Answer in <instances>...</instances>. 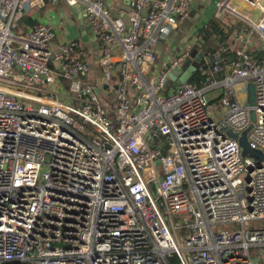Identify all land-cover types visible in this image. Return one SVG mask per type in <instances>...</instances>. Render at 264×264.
I'll return each mask as SVG.
<instances>
[{"label":"built area","instance_id":"built-area-1","mask_svg":"<svg viewBox=\"0 0 264 264\" xmlns=\"http://www.w3.org/2000/svg\"><path fill=\"white\" fill-rule=\"evenodd\" d=\"M65 1L93 54L57 41L53 10L20 31L58 0H0V264H255L252 250L264 264V228H246L264 220V161L227 135L253 123L249 146L264 154V56L235 53L216 105L212 84L169 78L193 61L164 42L194 0ZM237 2L260 12L246 19L264 42V0L218 2L216 15ZM248 81L255 104L243 106ZM223 224L236 229L214 231Z\"/></svg>","mask_w":264,"mask_h":264},{"label":"crops","instance_id":"crops-1","mask_svg":"<svg viewBox=\"0 0 264 264\" xmlns=\"http://www.w3.org/2000/svg\"><path fill=\"white\" fill-rule=\"evenodd\" d=\"M114 1L119 2L120 0ZM220 1L222 0H214V3L217 4ZM210 2L211 0H194L193 9L191 10L189 18L180 24L169 39L172 44L181 41L187 42L189 39H195L193 42L200 40L203 49L198 52H203L204 55L209 54V57L206 60L207 74L201 73L205 75V79L203 78L200 81L192 83L199 88L212 84V89L208 91L207 95L211 102L217 105L219 98L221 96L223 97L226 90L224 87L216 86V83H221L224 78L231 75V63L236 59L235 53L242 50L260 59L264 56V42L261 41L252 25L247 21V17L255 19V16L246 6L237 2L236 4H233V7L238 13L231 12L235 16L230 15L231 13L217 16L216 10L213 9L214 6ZM58 6L59 3L56 6H52L48 3L44 8L34 9L30 14L23 18L20 31H26L30 26L37 22L38 18L44 16L46 11L53 10V12L62 14L64 17V28L59 33V39L72 40L81 38L83 43H87L83 41L80 21L77 19L79 22V26L77 27L78 35L75 34V37H73L72 32L68 29V25L65 22L68 15L62 8H54ZM212 10L213 13L211 14ZM237 16L239 19L236 18ZM204 29H206V32L200 33V31ZM199 36H201V39H198ZM205 48H207V51ZM193 77L195 76L193 75ZM240 84L242 86L239 88H244L245 92L243 90L239 91V102L240 100H245L247 101V104H249L248 87L252 84V81L241 82Z\"/></svg>","mask_w":264,"mask_h":264},{"label":"rangeland","instance_id":"rangeland-1","mask_svg":"<svg viewBox=\"0 0 264 264\" xmlns=\"http://www.w3.org/2000/svg\"><path fill=\"white\" fill-rule=\"evenodd\" d=\"M58 1H59V6L58 7H54V8H57V9L62 8L65 11V13H67L68 16H67L65 22L68 25L67 26L68 29L72 32V36L75 37V34L78 35L77 27L79 26V22H78L77 18H75L72 15L70 7L66 4L65 0H58ZM223 1H225V0H222L220 2H223ZM210 3L214 6L213 9L217 11V6L214 3V0H211ZM192 9H193V3H192ZM212 13H213V10L211 11V14ZM230 15L235 16L232 13ZM236 18L239 19L238 16ZM202 32L203 33L206 32V29L200 31V33H202ZM170 36H169V38H170ZM169 38L164 42L165 45H166V52L175 53V52L181 51L182 49H184V50L191 49L192 50L193 62H194V60L196 58V55L199 53L198 51L203 49V46L200 44V40L199 41L197 40V42H193L195 39H189V40H187V42H184V41L182 42L181 41L179 43L172 44V43H170V39ZM198 39H201V36H199ZM58 40H59V38H58ZM81 48L82 49L87 48L89 50V53L93 54V47H92V45L90 43H82L81 44ZM87 49H86V52H87ZM205 50L207 51V48H205ZM120 53H121V51L118 50L117 54H120ZM158 59H159L158 64H161L162 61H163L162 51L159 52V58ZM156 67H158V66H156ZM201 67H202V64L197 66V72L194 74V76H196L199 73L198 71H199V69ZM95 74H96V68L94 67V65L90 64V79H89V83H91V84L94 83L96 86H99L100 88H102V83L99 82L95 78ZM171 85L174 86V85H178V84L174 83V84H171ZM240 102H241V105H243V106H245L247 104V101H245V100H240ZM113 105L115 106L116 103L113 102ZM95 136L97 138H99L98 135H95ZM106 147L108 149L112 148L110 144H107ZM246 158L252 160L253 162L260 163V161L257 160L253 155H247ZM159 169L161 170V168H159ZM246 228L247 229H253V230L264 228V220L253 221ZM213 229H214L215 232H220V231L233 230V229H236V228L231 226V225H228V224H223V225H214ZM252 258L254 259L255 264H262V254H261L260 251L252 250Z\"/></svg>","mask_w":264,"mask_h":264},{"label":"water","instance_id":"water-1","mask_svg":"<svg viewBox=\"0 0 264 264\" xmlns=\"http://www.w3.org/2000/svg\"><path fill=\"white\" fill-rule=\"evenodd\" d=\"M70 9H71L72 14L81 22L83 41L85 42L88 41L87 30H85L84 28L85 21L83 19L81 9L77 5L72 6ZM254 14L259 16L260 12L255 11ZM204 56L205 55L203 52H199L196 55L194 62L189 61L182 69H176L170 73L169 75L170 80L178 84L175 86H181L182 84H185L190 81L193 75L197 72V66L203 63ZM248 90H249V104L254 105L255 104V86L253 83L249 85ZM250 117H251L252 122H254L255 113L253 111L250 112ZM252 128H253V123H251L249 127L246 130H244L241 134L234 133L233 131L228 130L227 135L235 140H238L239 145L242 148V155L244 157H246L247 155H253L257 160H259L260 162H263L264 154L261 151L254 150L249 146L247 135H248V132L252 130Z\"/></svg>","mask_w":264,"mask_h":264},{"label":"trees","instance_id":"trees-1","mask_svg":"<svg viewBox=\"0 0 264 264\" xmlns=\"http://www.w3.org/2000/svg\"><path fill=\"white\" fill-rule=\"evenodd\" d=\"M203 78L205 79V75H203V74H201V72H199L195 77H192L191 82H197Z\"/></svg>","mask_w":264,"mask_h":264}]
</instances>
